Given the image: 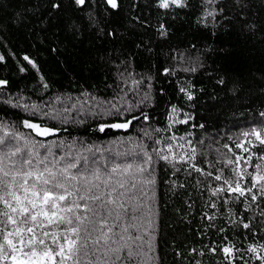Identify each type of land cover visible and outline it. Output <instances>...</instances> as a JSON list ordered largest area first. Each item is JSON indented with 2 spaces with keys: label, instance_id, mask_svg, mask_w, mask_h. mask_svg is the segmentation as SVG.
I'll return each instance as SVG.
<instances>
[{
  "label": "trees",
  "instance_id": "obj_1",
  "mask_svg": "<svg viewBox=\"0 0 264 264\" xmlns=\"http://www.w3.org/2000/svg\"><path fill=\"white\" fill-rule=\"evenodd\" d=\"M157 3L117 0L113 9L107 0L82 7L74 0H0V80L6 81L0 138L15 133L13 144L21 148L35 144L43 153L39 145H53L57 160L86 156L102 170L132 166L127 178L135 177L136 186L118 189L126 191L117 198L124 207L107 222L108 247L122 249L117 264H264V181L253 179L264 176V145L252 134L256 129L264 137V0H185V7L169 9ZM140 114L127 131L99 133L104 124ZM24 121L58 133L37 135ZM9 163L4 160L6 170ZM121 178L117 173L113 186ZM224 178L245 189L255 183L257 200L229 192ZM22 182L17 177L19 206L14 197L0 200V255L9 256L0 264L30 252L33 235L48 246H38L37 257L51 251L47 259L59 264L54 253L64 244L68 255L65 236L76 239L66 224L57 228L41 215L43 226L29 218V233L3 216L7 211L18 222L12 207L31 210ZM216 188L224 190L213 196ZM95 227L88 226L90 238L82 228L78 244L88 240L94 250L91 241L101 235L98 222ZM225 246L232 249L228 256ZM87 259L81 249L80 264Z\"/></svg>",
  "mask_w": 264,
  "mask_h": 264
},
{
  "label": "snow or ice",
  "instance_id": "obj_2",
  "mask_svg": "<svg viewBox=\"0 0 264 264\" xmlns=\"http://www.w3.org/2000/svg\"><path fill=\"white\" fill-rule=\"evenodd\" d=\"M74 3L78 7L85 5L86 0H74ZM108 5L115 9L118 7L117 0H107ZM157 6L162 9H169L171 7L183 8L185 7V0H158ZM53 8L60 7L59 4L54 3ZM212 15V13H208ZM3 57H0L2 60ZM30 64H35L27 57H24ZM23 71V69H21ZM6 84V81L0 80V85ZM191 99V96H189ZM147 119V116H144ZM133 119H139V117H133ZM132 121L129 120L125 123H117L111 125L113 128H127ZM24 125L27 128L34 129L37 135L47 136L53 133V129L42 128L38 124L31 123L29 121H24ZM103 131V127L101 128ZM252 134L255 135L256 139L259 141L260 145H264V137L261 136L260 132L256 129L252 130ZM248 135V133H245ZM15 133L10 136L0 138V200H3L5 204H8V197H14L17 206L21 204V197L16 195L17 177H20L23 181L19 184V187L24 191V199L27 200L28 204L32 206L31 210L28 207H12V213L19 212V221L13 220V215L7 211L3 212V216L7 218L8 221L23 224L27 232L32 233L33 227H28L29 218L31 223L35 225L43 226V222L39 221L37 218L43 215L47 218L50 225H55L59 228L61 224H66L68 227L66 231H70L76 236V239H68L65 236L64 243L68 245V255L64 254V244L60 245V251L55 252L54 255L60 256L61 260L59 264H64V260L70 257L75 258L76 264H80V252L83 249V254L87 257L86 264H117L122 258L120 256L121 248H111L108 247V242L111 239L109 233L112 232V228L108 227V219L115 213L116 218H120V209H123V204L118 203V197L126 195V191H119L118 189H125L126 184L130 187L136 186V179L133 177L131 181L127 178L128 170L132 167L128 165L124 169H121L120 165H115L109 171L108 169H101L98 166V161L90 160L86 156H78L72 159L62 157L60 160L55 158V153L53 152V145H39L45 148V152L40 153L36 151L35 144L26 143L23 148L19 144H13L14 140H17ZM241 145H237L240 147ZM12 147L15 151L10 150ZM227 147V145L225 146ZM5 149H9L5 153ZM247 151V149H245ZM67 155H71L68 153ZM147 155V153H145ZM15 157V159H13ZM49 157H52L50 160ZM163 159L167 160L168 157L164 156ZM264 158V157H262ZM8 159L10 163L7 165V170L4 165V160ZM149 160L151 157L148 158ZM63 161V163L61 162ZM193 168L202 172L200 168ZM145 170L141 166L140 172L143 173ZM119 173L122 177L115 181V186H113V179L116 174ZM202 174H204L202 172ZM235 175L239 173L235 172ZM211 176L212 173H207ZM215 180L220 181L222 179L221 175H216ZM9 179L11 183H9ZM255 180L264 181V176L253 177ZM147 183L151 184L153 181L148 178ZM224 183L229 185L228 191L231 193H237L239 196H245V193L251 194V200L255 202L257 200V194L253 193L252 188L256 187L253 183L252 187L242 188L239 182L235 183L233 187V181L229 178H224ZM103 189V190H101ZM222 188L214 189L212 195L215 196L219 192L223 191ZM260 194L264 195V183L260 184ZM31 192V198H29L28 193ZM42 193V196H41ZM115 194V195H114ZM68 197H74L71 201ZM39 201V205L37 204ZM60 202H63L62 204ZM83 202V203H81ZM227 202V201H225ZM59 204V207L57 205ZM112 206V207H109ZM215 207V204L212 205ZM45 207L48 210H45ZM82 209V213L77 210ZM58 213L60 214L58 216ZM70 213L72 215H65ZM90 214V215H89ZM264 214V213H262ZM75 217V219L72 218ZM53 218H56L55 220ZM87 222V223H86ZM99 223V231L101 235L97 237L96 240L91 241V243L96 246L94 250L88 249V240H85L83 244H78L81 239L80 233L83 231L90 238V233L88 226L91 225L93 230H96V223ZM3 220H0V224H3ZM75 224V226H73ZM249 223H243L245 229L249 228ZM7 226L5 225V228ZM108 228L105 232L104 229ZM127 229H125L126 231ZM10 235V234H9ZM43 235L47 237L49 235L48 231H44ZM134 239H140V237H133ZM8 245L11 247L12 253L16 252V247L11 239L5 236ZM123 239V237H121ZM103 242L104 248L101 251L100 245ZM29 243L32 245L30 252L23 253V258L17 259L15 255L10 258L12 264H38L35 257H37L36 248L40 245L45 244V240L33 235ZM211 251L215 252L216 249L213 248ZM223 253L228 256L232 253V249L225 246L222 249ZM249 251H255L254 248H249ZM45 257H50L53 255L51 251H45L43 253ZM132 252L129 251V256ZM29 257H32L30 260ZM92 257H95L93 260ZM0 259H9L7 254L0 255ZM39 264H44L40 261Z\"/></svg>",
  "mask_w": 264,
  "mask_h": 264
},
{
  "label": "water",
  "instance_id": "obj_3",
  "mask_svg": "<svg viewBox=\"0 0 264 264\" xmlns=\"http://www.w3.org/2000/svg\"><path fill=\"white\" fill-rule=\"evenodd\" d=\"M142 116V114H140V115H138V116H134V117H141ZM129 120H131L132 122L133 121H136V120H138V119H133V117H130V118H128L127 120H125V121H117V122H111V123H107V124H104V125H102L100 128H99V133H101V134H106V133H110V132H112V131H127L128 129H129V127H130V125L131 124H129V126L127 127V128H113V127H111V125H113V124H117V123H125V122H127V121H129ZM103 127V131H101V128ZM43 128H49V129H53V133L51 134V135H47V136H43V137H50V136H53V135H55V134H57L58 133V130L57 129H55V128H51V127H43Z\"/></svg>",
  "mask_w": 264,
  "mask_h": 264
},
{
  "label": "rangeland",
  "instance_id": "obj_4",
  "mask_svg": "<svg viewBox=\"0 0 264 264\" xmlns=\"http://www.w3.org/2000/svg\"><path fill=\"white\" fill-rule=\"evenodd\" d=\"M17 256H18L17 259L23 258V254L22 253H19ZM29 259L31 260L32 257H29ZM35 259L37 260L38 264H39L40 261H43L44 264H52V261L47 259V257H45L44 255L42 257H40V256L35 257Z\"/></svg>",
  "mask_w": 264,
  "mask_h": 264
},
{
  "label": "bare ground",
  "instance_id": "obj_5",
  "mask_svg": "<svg viewBox=\"0 0 264 264\" xmlns=\"http://www.w3.org/2000/svg\"><path fill=\"white\" fill-rule=\"evenodd\" d=\"M39 80H40V79H39ZM58 94H59V93H58ZM58 94H57V95H58ZM58 96H59V95H58ZM58 96H57V97H58ZM61 97H63V96H61ZM59 98H60V96H59ZM62 100H63V98H62ZM0 115H1V114H0ZM2 116H3V114H2ZM2 116H1V117H2ZM1 117H0V118H1ZM6 117H7V116H6ZM5 119H6V118H5ZM5 119H3V122H0V123H4V122H5V121H4ZM11 119H12V118H11ZM7 123H8V122H6V124H7ZM3 125H5V124H3ZM3 125H1V126H3ZM3 127H4V126H3ZM5 128H6V127H5ZM2 134H4V133H2Z\"/></svg>",
  "mask_w": 264,
  "mask_h": 264
}]
</instances>
